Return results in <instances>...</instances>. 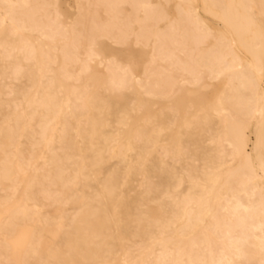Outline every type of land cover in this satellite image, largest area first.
<instances>
[{"label": "bare ground", "instance_id": "6f19581e", "mask_svg": "<svg viewBox=\"0 0 264 264\" xmlns=\"http://www.w3.org/2000/svg\"><path fill=\"white\" fill-rule=\"evenodd\" d=\"M0 264H264V0H0Z\"/></svg>", "mask_w": 264, "mask_h": 264}, {"label": "rangeland", "instance_id": "374dc122", "mask_svg": "<svg viewBox=\"0 0 264 264\" xmlns=\"http://www.w3.org/2000/svg\"><path fill=\"white\" fill-rule=\"evenodd\" d=\"M246 135H248V137L250 138V140L248 141V143H250V141L252 140V134L250 133L249 130H247Z\"/></svg>", "mask_w": 264, "mask_h": 264}]
</instances>
